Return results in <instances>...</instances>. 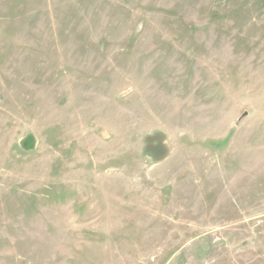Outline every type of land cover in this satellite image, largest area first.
Masks as SVG:
<instances>
[{"label": "rangeland", "instance_id": "1", "mask_svg": "<svg viewBox=\"0 0 264 264\" xmlns=\"http://www.w3.org/2000/svg\"><path fill=\"white\" fill-rule=\"evenodd\" d=\"M0 264H264V0H0Z\"/></svg>", "mask_w": 264, "mask_h": 264}]
</instances>
